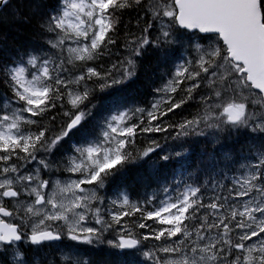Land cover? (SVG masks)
<instances>
[{
	"label": "snow or ice",
	"instance_id": "snow-or-ice-1",
	"mask_svg": "<svg viewBox=\"0 0 264 264\" xmlns=\"http://www.w3.org/2000/svg\"><path fill=\"white\" fill-rule=\"evenodd\" d=\"M0 264H264V0H0Z\"/></svg>",
	"mask_w": 264,
	"mask_h": 264
},
{
	"label": "trees",
	"instance_id": "trees-1",
	"mask_svg": "<svg viewBox=\"0 0 264 264\" xmlns=\"http://www.w3.org/2000/svg\"><path fill=\"white\" fill-rule=\"evenodd\" d=\"M12 35H19L15 29H12ZM127 185L129 186V191L133 193V198H135V193L140 190L139 184L136 180L135 172L129 174L128 180L126 181Z\"/></svg>",
	"mask_w": 264,
	"mask_h": 264
}]
</instances>
